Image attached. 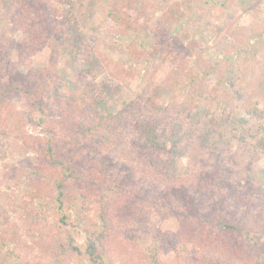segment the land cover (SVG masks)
I'll return each mask as SVG.
<instances>
[{
	"label": "trees",
	"instance_id": "trees-1",
	"mask_svg": "<svg viewBox=\"0 0 264 264\" xmlns=\"http://www.w3.org/2000/svg\"><path fill=\"white\" fill-rule=\"evenodd\" d=\"M110 1L107 16L141 33L146 0ZM42 6L0 0V17L6 14L0 26V125L15 132L20 148H28L42 164L35 174L64 208L63 239L57 243L61 252L87 264H113V240L126 229L144 230V214L163 201L170 212L162 217L174 218L178 225L165 239L192 245L193 254L183 264H258L264 252V237L259 238L264 234V107L255 100L264 101V63L248 49L250 43L243 39L234 51L226 44L222 57L227 82L218 79L211 88L217 66L201 54L194 61L165 58L168 72L163 79H149L112 112L108 106L129 85V70L107 54L120 49L78 33L77 13L57 17L49 9L41 11ZM183 8L178 3L157 22L158 36L167 41L162 46L178 43L171 30ZM18 31L23 41L14 38ZM45 35L58 41L60 54L69 55L77 68L80 109L61 98L45 106L54 57L49 71L26 62L27 56L46 49ZM155 56L164 57L158 51ZM102 75L107 77L98 81ZM222 82L223 95L218 87ZM16 92L29 98L27 109L13 105ZM199 105L204 108L200 114ZM27 127H41L45 134L27 135ZM219 144L224 147L218 159ZM73 188L81 201L98 199L99 229L88 232L82 245L77 231L66 228L69 206L77 211L71 201ZM17 250L15 240L0 233L2 264H25ZM157 252L147 257L150 264H181L159 260Z\"/></svg>",
	"mask_w": 264,
	"mask_h": 264
},
{
	"label": "rangeland",
	"instance_id": "rangeland-1",
	"mask_svg": "<svg viewBox=\"0 0 264 264\" xmlns=\"http://www.w3.org/2000/svg\"><path fill=\"white\" fill-rule=\"evenodd\" d=\"M27 1L31 5H43L41 11L49 9L57 17L67 11L77 13L78 33L83 34L85 38L98 37L100 42L110 41L113 46L120 49V52L107 54L113 62L129 70V85L108 106L107 110L112 112L117 111L122 101L128 99L132 93H139L149 79L156 82L163 79L168 72V67L164 63L165 58L172 61L175 56L182 60L194 61L200 54L203 55L208 64L217 66V76L211 78L212 89L217 85L216 80L224 79L227 82L228 79L225 72L226 63L222 57V53L228 48L226 44L234 51V47L244 43L245 39L250 43L247 47L248 49L250 47L251 53L264 63V0H245L243 3L242 0H146L148 8L143 10V19L146 22L143 24V19L138 20L137 24L142 23L143 28L139 34L132 32L128 22L120 25L107 16L108 10L112 7L110 0ZM178 3L184 7L181 10L183 16H180V21L171 30L172 33H176L173 40L176 39L178 43L173 46L169 43L165 47L162 45L167 41L164 42L162 37L158 36L160 33L157 30V22L161 17L165 18L164 15ZM5 15L0 17V26H3ZM14 38L17 41L22 40L20 31ZM45 38L49 40L46 49L37 50L26 58L29 67L49 71L50 61L54 57L55 70L49 77L51 83L45 93V106L48 108L56 99L61 98L74 105L75 109H80V86L75 80L77 68L73 67L74 63L69 55L60 54L61 49L58 50L56 44L58 41L54 42L53 37L48 35H45ZM156 51L162 53L164 57L155 56ZM78 66L80 69L84 64ZM20 69L26 71L27 66L22 65ZM106 77L102 75L98 81ZM223 84L222 82L218 86L221 95L225 94ZM255 102L264 107V101ZM12 103L16 109H27L29 98L16 92ZM219 107L220 103L214 104L212 113L217 114ZM203 109L198 106L199 114ZM25 133L40 137L45 134L41 127H27ZM21 143L15 132L9 130L5 123L0 125L1 235L6 239L15 240L18 245L17 252L23 256L25 264H87L86 259L70 257L57 247L59 240L63 239L60 218L63 217L64 208L54 201L52 189L37 178L35 171L41 172L39 168L42 164L34 161L28 148H24V152L20 148ZM223 147L224 144H219L215 150L218 159ZM179 165L181 167V163ZM70 192L74 198L71 201L77 206V211L74 210V206H69L72 209L66 219V228L69 231H77L79 245H82L88 232L99 229L96 219L98 199L81 201L74 188ZM106 197L116 200L111 194ZM161 202L149 213L144 214L147 218L144 230L126 229L118 236L115 233L117 240H113L109 253L113 258V264H150L147 257L154 249L158 251L159 260L167 263L180 261L183 264V260L192 256L190 243L173 245L165 239V234L176 232L178 225L174 218L162 217L166 216V212H170V208ZM260 236L259 238L263 239L264 234ZM2 263L3 255L0 252V264ZM258 264H264V252L260 254Z\"/></svg>",
	"mask_w": 264,
	"mask_h": 264
}]
</instances>
